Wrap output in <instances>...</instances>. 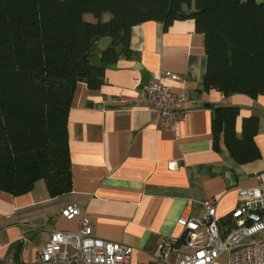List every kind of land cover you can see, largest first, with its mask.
<instances>
[{
    "label": "crops",
    "instance_id": "crops-1",
    "mask_svg": "<svg viewBox=\"0 0 264 264\" xmlns=\"http://www.w3.org/2000/svg\"><path fill=\"white\" fill-rule=\"evenodd\" d=\"M125 49L132 55H118L106 67L98 90L83 81L76 86L68 116L72 192L50 198L43 181L18 197L0 191V264H39L38 252L53 233L77 231L78 220L62 216L72 199L96 237L133 248L134 263L155 264L162 242L181 235V217L202 220L203 203L214 199L225 236L237 189L264 186V95L225 96L204 86L205 36L195 20H175L167 28L158 21L138 25ZM140 67L150 72V82L159 72L180 77L164 81L186 98L187 114L175 132L159 130L152 111L133 108L141 96ZM225 107L239 108L238 138L245 119L258 117V160L239 164L223 134L214 133L216 111Z\"/></svg>",
    "mask_w": 264,
    "mask_h": 264
},
{
    "label": "trees",
    "instance_id": "trees-1",
    "mask_svg": "<svg viewBox=\"0 0 264 264\" xmlns=\"http://www.w3.org/2000/svg\"><path fill=\"white\" fill-rule=\"evenodd\" d=\"M189 18L205 36L204 86L264 95V0H0V191L18 197L43 181L50 198L71 193L68 116L77 84L98 90L134 27ZM106 37L113 48L98 68L89 58ZM239 112L217 110L213 129L243 165L260 158L258 117L245 119L238 138Z\"/></svg>",
    "mask_w": 264,
    "mask_h": 264
},
{
    "label": "built area",
    "instance_id": "built-area-1",
    "mask_svg": "<svg viewBox=\"0 0 264 264\" xmlns=\"http://www.w3.org/2000/svg\"><path fill=\"white\" fill-rule=\"evenodd\" d=\"M169 79L180 77L169 72L156 73L132 106L152 111L159 130L175 132L187 114L186 98L166 86L164 81ZM263 189L264 186L237 189L238 206L229 215L233 225L225 236L221 234L214 199L203 203L202 220L181 217L178 220L183 228L181 235L162 242L155 264H217L223 256L228 257L227 264H264ZM62 216L66 221L77 219L79 229L53 233L38 252L39 264H138L132 261L134 250L130 246L96 237L73 199L64 205ZM179 245L193 251L184 253Z\"/></svg>",
    "mask_w": 264,
    "mask_h": 264
},
{
    "label": "water",
    "instance_id": "water-1",
    "mask_svg": "<svg viewBox=\"0 0 264 264\" xmlns=\"http://www.w3.org/2000/svg\"><path fill=\"white\" fill-rule=\"evenodd\" d=\"M237 1L239 2V0ZM194 14H195V11H190L186 13L187 16L189 15L192 16ZM96 48L101 50L103 53L109 52L113 48V41L109 37L102 38L97 42ZM116 53L117 55L124 54L127 57H130L132 55L130 50L125 49L124 44H121L116 48ZM89 62L98 68H103L102 57H91L89 58ZM140 69H141V74H142V79L140 82V90L142 91L145 87H147L150 84V72L144 70L142 67H140ZM203 89H204V86L199 87L198 92L203 91ZM187 234H188V231H186L182 235L183 240L187 237Z\"/></svg>",
    "mask_w": 264,
    "mask_h": 264
},
{
    "label": "rangeland",
    "instance_id": "rangeland-1",
    "mask_svg": "<svg viewBox=\"0 0 264 264\" xmlns=\"http://www.w3.org/2000/svg\"><path fill=\"white\" fill-rule=\"evenodd\" d=\"M89 21H91V22H95V20H94V18L93 17H88L87 18ZM110 19V16L109 15H106L105 17H104V21H107V20H109ZM223 257H225V256H223ZM223 259H226V258H223ZM221 262H222V260H221Z\"/></svg>",
    "mask_w": 264,
    "mask_h": 264
}]
</instances>
